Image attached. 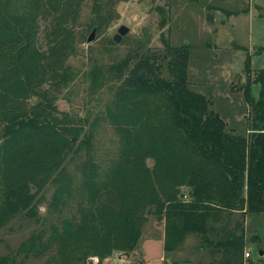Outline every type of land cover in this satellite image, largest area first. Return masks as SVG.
I'll return each instance as SVG.
<instances>
[{"label": "trees", "instance_id": "1", "mask_svg": "<svg viewBox=\"0 0 264 264\" xmlns=\"http://www.w3.org/2000/svg\"><path fill=\"white\" fill-rule=\"evenodd\" d=\"M85 1L0 0V226L21 214L36 218L49 186L47 208L58 218L46 241L30 236L21 243L22 258L41 255L52 242L63 264H86L90 256L103 264L136 247L152 214L163 223L166 254L193 234L209 264H244L243 222L230 220L235 212L264 213V68L251 76L247 57L243 95L251 116L244 135L227 131L211 100L189 87V45L163 36L164 50L110 64L117 84L103 118L118 150L102 168L90 150L78 156L91 137L86 120L59 109L54 92L71 79L70 57L86 32L104 31L118 18L116 4L128 0H91L81 22ZM182 187L189 188L185 197ZM71 201L75 213L63 216ZM0 264L16 258L3 256Z\"/></svg>", "mask_w": 264, "mask_h": 264}, {"label": "rangeland", "instance_id": "2", "mask_svg": "<svg viewBox=\"0 0 264 264\" xmlns=\"http://www.w3.org/2000/svg\"><path fill=\"white\" fill-rule=\"evenodd\" d=\"M90 4L91 0L83 3L81 22L88 20ZM115 13L118 18L104 31L95 30L90 42L87 37L92 28L86 32L84 42L70 57L71 79L54 92L59 109L86 120L83 127L91 137L79 157L90 150L102 168L115 158L118 138L113 126L103 118L105 105L117 84L108 67L127 54L134 56L164 50L163 36L172 45H189V87L211 100V108L226 122V130L249 134L251 109L243 95L247 78L245 61L248 57L251 76L264 68V52L259 51L264 48V0H128L117 3ZM121 24L128 31L115 42L113 36ZM162 75L169 77L165 61ZM258 91L259 84L253 83L251 94L257 97ZM94 119L96 122L91 125ZM79 157L73 158L70 165ZM188 191V187H182L179 194L185 197ZM51 192L52 188L48 186L38 203L36 218L21 214L0 226V258L15 256L16 264H63L57 256L56 244L52 242L39 256L22 258L17 254L21 243L30 236L48 239L50 226L59 215L58 211L47 208ZM62 210L63 216L76 211L72 201ZM235 221L243 222L244 264H249L246 258L254 264H264V213L243 216L235 212L230 225ZM162 239L163 223L148 214L136 247L130 252H113L103 264H163L164 258L168 264H209L212 261L207 247L199 246L196 235H189L180 250L168 254L164 252ZM246 251L250 253L249 257H245ZM86 264H97V261L90 256Z\"/></svg>", "mask_w": 264, "mask_h": 264}, {"label": "water", "instance_id": "3", "mask_svg": "<svg viewBox=\"0 0 264 264\" xmlns=\"http://www.w3.org/2000/svg\"><path fill=\"white\" fill-rule=\"evenodd\" d=\"M94 31H95V28L92 29L91 34L87 37V42H90L93 39ZM127 31H128V28L125 25L121 24L117 29V33L114 34L113 40L115 42H118L121 36L126 34ZM259 253L261 254V251H259Z\"/></svg>", "mask_w": 264, "mask_h": 264}, {"label": "built area", "instance_id": "4", "mask_svg": "<svg viewBox=\"0 0 264 264\" xmlns=\"http://www.w3.org/2000/svg\"><path fill=\"white\" fill-rule=\"evenodd\" d=\"M244 255H245V257H249L250 253L248 251H246ZM94 258L96 259V261L98 260L97 257H94Z\"/></svg>", "mask_w": 264, "mask_h": 264}, {"label": "crops", "instance_id": "5", "mask_svg": "<svg viewBox=\"0 0 264 264\" xmlns=\"http://www.w3.org/2000/svg\"><path fill=\"white\" fill-rule=\"evenodd\" d=\"M164 234V233H163ZM162 244H163V239H162ZM163 257L162 256H160V259H162Z\"/></svg>", "mask_w": 264, "mask_h": 264}]
</instances>
